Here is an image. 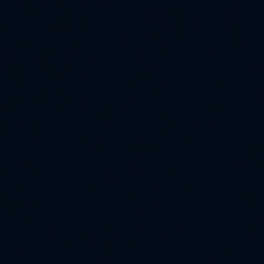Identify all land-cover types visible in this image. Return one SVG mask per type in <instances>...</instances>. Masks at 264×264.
<instances>
[{"label": "water", "instance_id": "water-1", "mask_svg": "<svg viewBox=\"0 0 264 264\" xmlns=\"http://www.w3.org/2000/svg\"><path fill=\"white\" fill-rule=\"evenodd\" d=\"M263 0H0V264H170Z\"/></svg>", "mask_w": 264, "mask_h": 264}]
</instances>
